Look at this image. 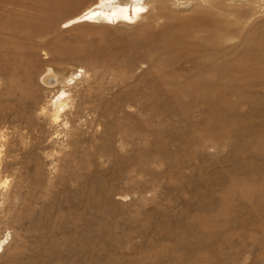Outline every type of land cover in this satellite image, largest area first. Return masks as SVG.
<instances>
[{
  "label": "rangeland",
  "instance_id": "374dc122",
  "mask_svg": "<svg viewBox=\"0 0 264 264\" xmlns=\"http://www.w3.org/2000/svg\"><path fill=\"white\" fill-rule=\"evenodd\" d=\"M17 1L0 2V178L8 182L0 185V264H135L137 252L174 247L179 238L173 230L193 215L198 221L203 212H213L224 225L216 264H264V221L246 217L252 205L242 196L245 189L258 195L264 177L244 188L234 180L249 173L243 161L263 160L242 152L240 144L246 129L264 127V108L251 115L253 106L233 96L237 104L217 114L218 127L226 130L231 117H243L248 128H236L216 143L197 142L191 124L205 114L194 100H157L149 93L159 88L158 69L165 62L155 67L149 53L131 48L145 36L144 28L131 21L132 27L121 28L106 18L78 25L74 17L89 3L100 9L99 0L57 7L45 0ZM48 62L69 74L70 83L84 79L85 71L89 76L87 96L71 87L73 107L64 128L40 110L52 96L38 82ZM23 65L29 79L21 75ZM256 71L250 68L263 72L262 80H235L231 86L257 87L264 70ZM187 102L194 103L189 115L173 113ZM155 106L168 111L166 119L154 116ZM106 107L112 110L104 115ZM249 135L245 141L254 142ZM80 245L90 256H79Z\"/></svg>",
  "mask_w": 264,
  "mask_h": 264
},
{
  "label": "bare ground",
  "instance_id": "6f19581e",
  "mask_svg": "<svg viewBox=\"0 0 264 264\" xmlns=\"http://www.w3.org/2000/svg\"><path fill=\"white\" fill-rule=\"evenodd\" d=\"M9 1L0 0L2 6H7ZM50 1L57 7L59 4L73 6L86 0H45V2H49V5ZM99 2L100 9H97V6L93 8L92 5L94 3H89V6H85L74 17H77L76 19L82 22L77 24L95 25L96 20L106 18L108 21H116L118 23L117 26L121 28L132 27V25L127 23L128 21L136 22L134 26L141 27V29L144 28L145 36L134 41L131 48L136 52L149 53L150 62L155 67L160 62H165L162 63L165 67L158 69L161 75L160 80L159 78L156 79L161 82L159 83V88H148L149 93L154 94L157 100L159 99L158 97H163L166 101H177V103L180 102V97L194 100L196 107H200V112L205 114L199 121H194L191 124L192 131L198 137L197 142L212 139L216 143L220 138L226 135L230 136L236 128L242 129L245 126L248 128V123L242 119L243 117L237 121H232V117H229L231 120L225 122L226 130H220L218 120L221 119V116L218 117L217 114L221 111H228L225 105L234 107L237 104L236 102L247 103L253 106L250 112L251 115L253 112L261 111V107L264 108V96L260 95L264 93V81H260L255 88H252L250 84L246 85V90H251L252 96L245 94V87L236 86L233 88L230 84L231 81L241 79L250 82L255 81V79L262 80V71L264 70V0H99ZM162 25H165L166 28L158 31ZM105 65L107 64L105 63ZM111 65L112 63L108 64L109 67ZM252 67L257 69L256 72L260 70L262 73L259 75L251 73L250 68ZM22 68L21 75L29 79V68L24 67V65ZM41 71L38 76L39 85L52 95L46 104L41 106V113L45 114V116L47 115L52 124L64 128L69 124L67 115L73 107L71 87H79L80 90L82 89V94L87 96L86 90L90 89V84L88 85L89 76L85 71L84 79L73 80L74 82L70 83L69 74L61 71L51 62L46 63ZM84 85H87V87L84 88ZM21 91L24 92V87ZM26 92L29 94L28 90ZM233 96L237 97L236 102H233ZM155 103L157 104L156 100ZM189 103L187 102L180 112L174 108L173 113L178 115L181 113L188 114L189 108L194 106V103ZM115 106L117 107L116 111L120 109V105L118 107L115 104ZM109 109L111 108L106 107L102 114L105 115L110 111ZM149 109H152V107ZM153 110H158L157 112L153 111L154 116L157 118L164 120L168 116V111L164 108L155 106ZM248 114L249 112L246 113V117L250 116ZM221 115L224 116V114ZM184 117L186 118V116ZM236 118L239 119V117ZM258 126H260V128H257L259 131L255 128V133L249 129V131H246V129L245 132L242 130L245 134L242 136V143L240 144L242 152L263 156V160L260 162L252 161V159L243 161L242 165L249 173L246 176H236L234 179L237 185H243V188L248 184H253V181H258L264 177V127ZM222 128L224 129L223 126ZM246 135H249V138L253 136L255 141H245L247 139ZM187 139L189 138L187 137ZM256 143H258L257 146ZM7 183V179L2 180L0 178V185H6ZM243 188L240 189L242 193ZM251 193L250 189L247 191L245 189L242 195L252 205L251 209L246 210L245 215L246 217L253 215L256 216L255 218H259V221H264V189L258 195L255 193L251 195ZM122 196L126 197V195ZM200 201L203 202L204 200ZM209 204L211 207V203ZM205 213H197L198 221L194 219V215L192 218L195 221L190 220L192 218L189 217V222L186 225L178 226L173 230V236L176 235L175 238L177 240L179 238L174 247L165 250L164 247H160V249L152 250L149 246V250L136 253L135 264H216L218 255L217 236L220 232V227L223 228L224 225L222 226L221 224L219 226V223L215 221L216 215L213 212L212 214L211 212L209 214ZM189 215L191 214L189 213ZM211 217L213 220H211ZM165 229L167 228L165 227ZM163 233L165 234L164 231ZM4 243L5 240L0 241V247H3ZM117 246L122 249V246ZM84 248V245H80L77 251H79L80 257L84 256L87 258L89 254L86 248L84 251ZM78 262L80 263V261ZM13 263L17 264V260ZM22 264L32 263L23 262ZM39 264L48 263L42 260ZM57 264L76 263L73 260H66ZM107 264L118 263L108 262Z\"/></svg>",
  "mask_w": 264,
  "mask_h": 264
}]
</instances>
